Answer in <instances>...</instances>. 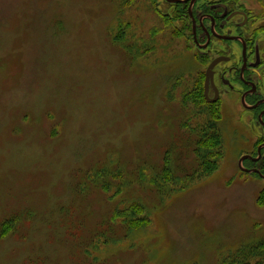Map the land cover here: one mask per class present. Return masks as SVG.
I'll list each match as a JSON object with an SVG mask.
<instances>
[{
    "label": "rangeland",
    "instance_id": "374dc122",
    "mask_svg": "<svg viewBox=\"0 0 264 264\" xmlns=\"http://www.w3.org/2000/svg\"><path fill=\"white\" fill-rule=\"evenodd\" d=\"M188 48L147 0H0V264H264Z\"/></svg>",
    "mask_w": 264,
    "mask_h": 264
},
{
    "label": "flooded vegetation",
    "instance_id": "af4514ba",
    "mask_svg": "<svg viewBox=\"0 0 264 264\" xmlns=\"http://www.w3.org/2000/svg\"><path fill=\"white\" fill-rule=\"evenodd\" d=\"M185 36L208 107L238 125V169L264 191V6L255 0H147ZM202 101V103H203ZM217 109V110H218ZM253 183V182H252Z\"/></svg>",
    "mask_w": 264,
    "mask_h": 264
},
{
    "label": "trees",
    "instance_id": "16d2710c",
    "mask_svg": "<svg viewBox=\"0 0 264 264\" xmlns=\"http://www.w3.org/2000/svg\"><path fill=\"white\" fill-rule=\"evenodd\" d=\"M195 90H196L195 92L187 93V94L184 95V103H188V104L190 103V104H194L196 106L197 105L199 106V104H202L201 91L197 87H196ZM210 114H212V113L210 112ZM204 138H208V137H205L204 136ZM263 193H264V191H262L261 193H259V195H262Z\"/></svg>",
    "mask_w": 264,
    "mask_h": 264
}]
</instances>
